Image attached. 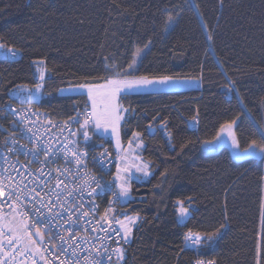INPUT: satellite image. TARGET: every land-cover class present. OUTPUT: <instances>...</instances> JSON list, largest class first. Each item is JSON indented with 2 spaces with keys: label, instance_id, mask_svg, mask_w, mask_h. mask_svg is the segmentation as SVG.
<instances>
[{
  "label": "trees",
  "instance_id": "trees-1",
  "mask_svg": "<svg viewBox=\"0 0 264 264\" xmlns=\"http://www.w3.org/2000/svg\"><path fill=\"white\" fill-rule=\"evenodd\" d=\"M0 44L5 53L19 49L16 59H0V106L25 105L10 93L35 85L34 63L43 61L42 97L31 104L52 119L88 106L85 95L61 89L118 77L111 66L128 69L147 46L135 75L197 81L120 96L121 143L140 133L148 166L122 200V218H138L124 264H256L258 247L264 252V159L236 161L227 148L206 153L202 144L233 120L242 149L262 142L264 0H0ZM178 202L190 210L182 224ZM189 230L202 236L195 249L185 246Z\"/></svg>",
  "mask_w": 264,
  "mask_h": 264
},
{
  "label": "built area",
  "instance_id": "built-area-1",
  "mask_svg": "<svg viewBox=\"0 0 264 264\" xmlns=\"http://www.w3.org/2000/svg\"><path fill=\"white\" fill-rule=\"evenodd\" d=\"M5 57L13 60L18 57V54L16 52L13 58L10 51L6 54L0 53V59ZM11 109H18L19 114L12 113ZM92 111L93 109L87 106L77 111L68 120H58L46 117L33 104L8 103L0 106V116L7 121V123L0 121V176L6 175L4 168L9 169L8 174L14 178V181L20 180L23 173L26 179L21 187L26 185L25 191L35 187L44 197L45 203H49L50 196L57 205L53 211L63 213V218L59 220L62 225L59 232L68 239V243L64 244L56 240L55 244L66 248L67 251L62 253L60 247H57L54 255L58 259L53 264H59L61 260H67L70 264H94L96 260H103L104 264H107V257L103 255L105 248L111 253L113 248L121 247L124 250V259L129 249V241L124 242L123 233L120 236L115 234V230L120 228V224L115 223V220L122 221V197L119 196L113 180L119 160L114 150V140L110 136L103 137L94 132V119L85 127H81L88 118L86 114H91ZM20 115H23V120L20 119ZM13 139L17 143L13 144ZM5 140L8 141L7 146H5ZM8 148H14L17 151L9 153ZM33 149L37 152L35 156L31 151ZM74 154H83V165L75 162ZM5 156L8 158L7 162L4 160ZM13 165L15 168L12 167ZM38 169L45 175L41 176ZM91 177H95V181H91ZM57 179L62 181L60 188L56 189L61 193L59 199L55 193L49 192L50 188L55 187ZM97 182L110 186L111 191L98 190L94 196H89L88 192L96 188ZM30 196H34V193ZM61 201L68 203L62 206ZM34 202L29 196H21L17 207L12 209L8 205L17 204V202L0 197V214L4 216L15 213L18 217L19 214H23L24 218H30L29 214L33 211ZM80 205L83 207L77 212L76 208ZM36 206L39 205L36 204ZM65 208L68 211H65ZM106 209H109L108 217L102 220ZM83 212H89V215L80 218ZM69 213H71V221H69L72 224L71 232L68 231L69 223H65ZM113 217L115 220L112 219ZM97 221H101V226L108 230L111 239H108L105 232L97 226ZM94 228L96 231H93ZM73 236L76 239H72ZM101 237L104 239L102 240ZM184 242L188 248L195 249L197 246L185 239ZM46 243L49 250H52V242L46 240ZM76 245L79 247L76 248ZM74 248L75 255H73ZM97 251L101 253V256L96 255ZM124 259L120 261V264H124ZM113 260L115 261V257ZM197 260L207 262L212 259L196 258L192 264H195Z\"/></svg>",
  "mask_w": 264,
  "mask_h": 264
},
{
  "label": "snow or ice",
  "instance_id": "snow-or-ice-1",
  "mask_svg": "<svg viewBox=\"0 0 264 264\" xmlns=\"http://www.w3.org/2000/svg\"><path fill=\"white\" fill-rule=\"evenodd\" d=\"M220 3L223 4V0H220ZM198 7V6H197ZM175 17L169 16L168 20L165 22L166 28L170 27L171 24L174 22ZM209 39H212L211 35L208 37ZM4 45L0 44V48H3ZM10 52L13 54V58L15 57V54L19 49L13 51L12 49H9ZM139 51L135 55H139ZM42 64L43 61H40ZM136 61L133 60L132 64L128 65V69H118L115 65L111 66L110 70L114 72L118 77H123L120 79H109L107 80L106 85L104 86H95V85H88V84H81L78 85L77 88L84 89L87 88L88 90V96L89 99L92 101L93 105V111L91 114H86L88 118L85 119L84 124L81 125V127H85L87 124L91 122V120H95L96 127L99 128H107L111 127L112 132L115 136H119V120L120 115L119 111L121 110V105L117 102V96L120 94L124 89H129L132 87L142 88V89H148V88H155L158 85L166 86L169 84V82L173 81V77L171 76H161V77H154L149 78L148 76H138L129 78L128 72L129 70H134V65ZM105 70H109V66H105ZM41 80H43V74H41ZM36 91L39 92L42 85L37 84ZM101 88L103 91L101 92ZM76 89H67L65 91H75ZM24 91H27L29 94L25 97L24 100H22V103H32L34 100L37 99L35 95L31 93V90L25 88ZM97 96H103V103L104 108L103 110H98L97 108ZM19 98V96H17ZM12 113L19 114L18 109H11ZM20 119L23 120V115H20ZM15 123V121H13ZM236 124V121L233 120L231 122L222 124L220 127V132L217 133L215 139L219 141L221 133L227 132L230 139L232 140V146L234 149H239V141L236 136V133L233 131V125ZM55 126V125H53ZM31 131V129H29ZM134 137H139L140 133H134ZM261 143H257L256 140H252L246 148H244L241 151H237L235 155L239 158L242 155H248V156H257L259 155L260 158L264 159V132L261 134ZM85 136L87 134L85 133ZM8 141L5 140V146H7ZM12 143L15 144L17 141L15 139L12 140ZM208 144H212L211 141L207 142ZM21 147H24L21 145ZM258 150V151H257ZM14 151H17L14 148H8V152L12 153ZM32 154L35 156L37 155V152L35 149L31 150ZM47 155V153H45ZM27 155V153H26ZM75 156V162L78 165H83V154H74ZM7 156L4 157L5 162H7ZM15 168V165L12 166ZM21 167H24L21 165ZM147 165L144 166V169H147ZM143 170V169H142ZM4 173L6 175L0 176V197H5L6 200H15L17 204H10L8 205L10 208L15 209L20 202L21 196H29L30 199H33L35 202L33 204V211L30 213V218H24L23 214H19V217L17 214H13L11 216L4 215L0 216V264H53V262L58 259L56 255H54L55 249L57 247H60L55 244L56 240L62 241L64 244L68 243V239L65 238V236L61 235L59 232V229L62 228V225L59 223V220L63 218V213L59 211H53V209L56 208V202L51 200V197L49 196V203L44 202V197L41 196L40 192L37 191V189L31 188L25 191L26 185L24 187H21V185L24 182L23 173H21V179L18 181H14V178L8 174L9 169L4 168ZM41 176H44L45 173L37 170ZM119 171V170H118ZM31 175V173H29ZM50 176V173L48 174ZM145 175H147V172L145 171ZM120 176H117V180H120ZM91 181H95V177L90 178ZM62 181L57 179L56 185L54 188H50V193H55L56 197L59 199L61 193L57 192L56 189L60 188ZM87 186V182L85 184V187ZM120 192L119 196L121 197H127L129 195V189L128 186L124 183L119 184ZM111 191V187L108 185H102L101 183H96V188L92 189V191L88 192L89 196H94L97 191ZM31 193H34V196H30ZM48 195V193H46ZM115 195V193H114ZM38 198V199H37ZM67 201H61V205H66ZM36 204L39 206L37 207ZM83 205H80L76 208V211L79 212L80 208H82ZM95 209V205L93 206V210ZM65 211H68L65 208ZM180 215L184 216L188 213V209L184 208L182 205L179 209ZM109 209L105 210V217H102L101 219H105L108 217ZM89 212H83L81 214L80 218H83L84 216H88ZM115 220V218H112ZM71 221V213H69L68 220L65 221V223H69ZM74 223V222H72ZM115 223L120 224L119 230H115V234L117 236H120L121 233H123V240L125 243L128 242L129 237L132 233V227L131 225L136 223L135 217H125L124 221L115 220ZM97 226L101 228V231L105 232V235L108 239H111L112 237L108 235V230L104 229L101 226V221H97ZM221 227H224L222 225ZM68 231H72V224L69 223ZM93 231H96L94 228ZM35 237V238H34ZM72 239H76L75 236L72 237ZM103 240L104 237H101ZM184 239L186 241H191L193 244H200L202 242V237L199 233H193L191 230H189L187 233L184 234ZM214 239V236L212 234H209L207 236V240L211 241ZM47 241L52 242V250H49L47 246ZM41 246H37V245ZM117 244H119V241H117ZM79 245H76V248H78ZM60 251L66 252L67 249L60 247ZM47 253V255H45ZM76 254L75 248L73 249V255ZM262 254V250L258 247L257 249V261L256 264H260V259ZM97 256H101V253L97 251ZM104 256L107 257V264H120V261L124 259V250L117 246L116 248H113L111 250V253L108 252V249L105 248ZM51 257V259H49ZM113 257H115V261L113 260ZM59 264H70L67 260H61ZM94 264H104L103 260H96ZM195 264H215L214 260H209L205 262L204 260H197Z\"/></svg>",
  "mask_w": 264,
  "mask_h": 264
},
{
  "label": "rangeland",
  "instance_id": "rangeland-1",
  "mask_svg": "<svg viewBox=\"0 0 264 264\" xmlns=\"http://www.w3.org/2000/svg\"><path fill=\"white\" fill-rule=\"evenodd\" d=\"M148 48H149V46H147L144 49H141L139 51L138 56L135 55L137 53V51L134 54L132 62H133V60H135L136 63L134 65V70H129V72L127 74L129 78L138 77L137 75H135V72H136L137 67L139 65V62L141 60V57L144 55V53L147 51ZM0 53L6 54L5 52H3L1 50V48H0ZM41 74H43V80H41ZM46 75H47V73H46V68H45L44 63L41 64L40 61L35 62L34 63V76H35V80L37 83L33 86H20V87L14 89L10 93L11 97L16 99L19 103H22L21 101L24 100L25 97L29 94L27 91H24V89L27 88V89L31 90V93L33 95H35L37 97V99L34 100L32 103L38 102L39 99L42 97L43 83H44V80L46 78ZM120 78H123V77H115V78H111V79H120ZM106 83H107V80L104 82H101V83H89L88 85L104 86V85H106ZM37 84L42 85L39 92L36 91L35 86ZM198 85H199V83L197 81L173 80L172 82H169V84H167L166 86L158 85L154 89L153 88L142 89V88H137L134 86V87L129 88V89H124L120 94H118L117 102L119 103V105H121L120 96L125 95V94L145 93V92H151V91L179 90V89H185V88H190V87H196ZM67 89H76V90L75 91H65ZM102 91H103V89L101 88V92ZM59 93L62 95H85L87 98L88 106L93 109L92 101L89 99V96H88L87 88L79 89V88H77V86L66 87V88L61 89ZM17 96H19V98H17ZM23 104H26V103H23ZM27 104H31V103H27ZM97 108H98V110H103V108H104L103 96H97ZM119 115H120V120H119V126H118V129H119V136L118 137L113 134L111 127H107V128L102 127V128L98 129L96 127L95 120H94L93 129L98 133V135L103 136V137L110 136L114 140L113 145H114V149L116 150L117 154L119 155V160H118L117 165H116L113 180H114L115 185H116L119 192H120L119 184L124 183L128 186L129 195L127 197H122L123 202H125V201L130 199V188H129L130 181L133 179L143 180L147 177L148 172L146 171V169H144V166L147 165L146 161H144L139 156L140 150L142 148V141H141L140 137H136L134 139L133 143H131V144L122 145L121 137H120V130H121V126H122L123 120H124V109H123L122 105H121V110L119 111ZM195 123H196V121L191 122L190 126L194 127ZM236 123H237V120H236ZM235 125H233V131L234 132H235ZM218 132H220V130ZM209 141H211L212 144H208L207 142H209ZM209 141H205L202 144V148L206 153H212V152H215V151L224 147V148L228 149V151L230 152V155L236 161H240V160L247 159V158L262 159L259 157V155H257V156L242 155L238 158L235 155V153L237 151L242 152L243 149L240 146H239V149L233 148L232 140L230 139L227 132L221 133L219 141H217L215 138L212 140H209ZM132 158L135 159V161H137V163H138L136 165V162H135V165H134V166H137V169H134L130 163V161H132ZM140 165H141V167H140ZM138 167L141 168V171H139L140 169ZM145 171L147 172V175H145ZM118 175L121 178L120 180H117ZM181 205L184 208H187V207H185L181 202L177 203V208H176L177 221L182 224V223H185L186 220L188 219V217L190 216V210L187 208L188 213L184 216H181L180 211H179ZM13 214H15V213H11V214H9V216H11ZM0 216H2V215L0 214ZM125 217H127V216H124L122 218V221L125 220ZM128 217H130V218L135 217L136 222H137L136 216H128ZM135 225H136V223L131 225L132 233H131V236L129 237L128 241L132 240Z\"/></svg>",
  "mask_w": 264,
  "mask_h": 264
},
{
  "label": "crops",
  "instance_id": "crops-1",
  "mask_svg": "<svg viewBox=\"0 0 264 264\" xmlns=\"http://www.w3.org/2000/svg\"><path fill=\"white\" fill-rule=\"evenodd\" d=\"M94 132L97 133L95 130H94ZM97 134H98V133H97ZM115 151H116V150H115ZM116 153H117V152H116ZM119 154H120V153H119ZM129 158H130V157H129ZM132 161H133L134 163H133ZM132 161H130L132 167H133L134 169H137V166H134V165H135V162H136V165L138 164L137 161H135V159H133V158H132ZM132 163H133V164H132ZM140 167H141V165H140ZM140 167H138V168L140 169L139 171H141V168H140ZM137 222H138V218H137ZM137 222H136V224H137ZM201 237H202V236H201Z\"/></svg>",
  "mask_w": 264,
  "mask_h": 264
},
{
  "label": "bare ground",
  "instance_id": "bare-ground-1",
  "mask_svg": "<svg viewBox=\"0 0 264 264\" xmlns=\"http://www.w3.org/2000/svg\"><path fill=\"white\" fill-rule=\"evenodd\" d=\"M196 125H197V122L195 123V126L194 127H196Z\"/></svg>",
  "mask_w": 264,
  "mask_h": 264
},
{
  "label": "water",
  "instance_id": "water-1",
  "mask_svg": "<svg viewBox=\"0 0 264 264\" xmlns=\"http://www.w3.org/2000/svg\"><path fill=\"white\" fill-rule=\"evenodd\" d=\"M197 126V125H196Z\"/></svg>",
  "mask_w": 264,
  "mask_h": 264
}]
</instances>
